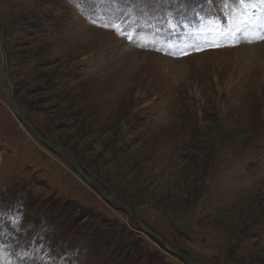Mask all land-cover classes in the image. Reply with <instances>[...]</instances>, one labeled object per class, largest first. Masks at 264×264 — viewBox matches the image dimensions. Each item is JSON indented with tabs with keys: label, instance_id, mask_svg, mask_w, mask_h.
Here are the masks:
<instances>
[{
	"label": "rangeland",
	"instance_id": "1",
	"mask_svg": "<svg viewBox=\"0 0 264 264\" xmlns=\"http://www.w3.org/2000/svg\"><path fill=\"white\" fill-rule=\"evenodd\" d=\"M261 25L259 0H0L19 109L169 244L22 121L0 47V264H264Z\"/></svg>",
	"mask_w": 264,
	"mask_h": 264
},
{
	"label": "water",
	"instance_id": "2",
	"mask_svg": "<svg viewBox=\"0 0 264 264\" xmlns=\"http://www.w3.org/2000/svg\"><path fill=\"white\" fill-rule=\"evenodd\" d=\"M0 47H1V51H2V57H3V77L5 79L6 85L8 87L9 90V99L14 107V109L16 110V112L19 114L20 118L22 119V121L31 129V131L47 146L54 148L58 153H60L61 155H63L64 157H66L71 163L72 165L75 166V168L78 170V172L80 173V175L91 185H93L102 195H104L108 200H110L111 202L123 207L124 209H126L129 214L131 215V217L133 218V220L145 231H147L148 233L152 234L153 236H155L158 240H160L161 242H163L165 245H169L165 239H163L162 237H160L158 234H156V232H154L152 229L148 228L147 226H145L134 214V212L132 211V209L130 207H128L127 205L123 204L122 202L117 201L116 199H114L99 183H97L95 180H93L92 178H90L87 174H85V172L82 170L81 166L71 157L69 156L67 153H65L62 149H60L57 145H55L54 143H52L51 141H49L48 139H46L41 132H39L30 122V120L23 114V112L19 109L15 98H14V89H13V85L9 79V75H8V59H7V55H6V51L3 47V41L0 37ZM181 254L188 260L189 264H195V262L192 260V258L184 253L181 252Z\"/></svg>",
	"mask_w": 264,
	"mask_h": 264
},
{
	"label": "snow or ice",
	"instance_id": "3",
	"mask_svg": "<svg viewBox=\"0 0 264 264\" xmlns=\"http://www.w3.org/2000/svg\"><path fill=\"white\" fill-rule=\"evenodd\" d=\"M259 3L260 4H264V0H259ZM105 27H108L107 25H104ZM115 27V26H114ZM261 27H262V29H264V25H261ZM115 30H117V31H119V29L118 28H115ZM257 40H261V41H264V35H260V36H257ZM253 41H249V43H252ZM225 45H223V44H216V45H214V47H224ZM227 46H229V47H235V46H237L235 43H230V44H228Z\"/></svg>",
	"mask_w": 264,
	"mask_h": 264
},
{
	"label": "bare ground",
	"instance_id": "4",
	"mask_svg": "<svg viewBox=\"0 0 264 264\" xmlns=\"http://www.w3.org/2000/svg\"><path fill=\"white\" fill-rule=\"evenodd\" d=\"M16 112V111H15Z\"/></svg>",
	"mask_w": 264,
	"mask_h": 264
}]
</instances>
